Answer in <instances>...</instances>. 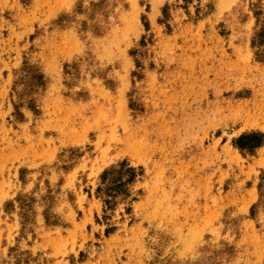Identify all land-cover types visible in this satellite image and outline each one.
<instances>
[{"label":"rangeland","instance_id":"374dc122","mask_svg":"<svg viewBox=\"0 0 264 264\" xmlns=\"http://www.w3.org/2000/svg\"><path fill=\"white\" fill-rule=\"evenodd\" d=\"M263 31L264 0H0V264H264Z\"/></svg>","mask_w":264,"mask_h":264},{"label":"trees","instance_id":"16d2710c","mask_svg":"<svg viewBox=\"0 0 264 264\" xmlns=\"http://www.w3.org/2000/svg\"><path fill=\"white\" fill-rule=\"evenodd\" d=\"M259 35H261V36H263V40H264V31L262 32V33H259ZM259 135L257 134V135H254V137H258ZM249 137H251L250 135H242V136H240L239 137V139H238V142L239 141H242V140H245V139H248ZM260 143V139H256V141L255 142H253V143H240L239 144V146L240 147H246V146H249V147H252V146H255V145H258Z\"/></svg>","mask_w":264,"mask_h":264}]
</instances>
